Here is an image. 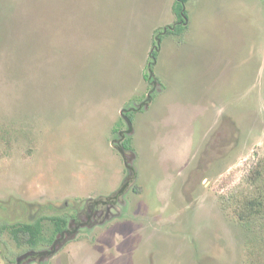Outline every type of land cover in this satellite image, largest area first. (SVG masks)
Segmentation results:
<instances>
[{
  "label": "rangeland",
  "instance_id": "obj_1",
  "mask_svg": "<svg viewBox=\"0 0 264 264\" xmlns=\"http://www.w3.org/2000/svg\"><path fill=\"white\" fill-rule=\"evenodd\" d=\"M174 3L0 0V264L29 249L5 225L53 215L74 237L42 264H264V0H187L148 82Z\"/></svg>",
  "mask_w": 264,
  "mask_h": 264
},
{
  "label": "trees",
  "instance_id": "obj_2",
  "mask_svg": "<svg viewBox=\"0 0 264 264\" xmlns=\"http://www.w3.org/2000/svg\"><path fill=\"white\" fill-rule=\"evenodd\" d=\"M186 1L187 0H175L174 11L178 15L177 22L171 26L165 27L164 31H160L156 35V40L153 44V48L150 53V56L152 58L149 65L151 74L145 75V79L148 82L157 81L154 74V66L156 65L158 53L160 51V43L163 39L162 35L171 33L182 35V33H184V31L186 30V26L188 24V16L185 8ZM126 111H128V109L123 110V115L128 121V132H130V130L132 131L133 129V118L131 112L126 113ZM122 135H124V133H122ZM122 139L123 140L120 143V150L123 153L125 149H131V147L129 146L130 136L124 135V138ZM124 186L125 184L118 190L119 193H124ZM98 201L103 202V199H98ZM256 205L259 207V209H261L263 207L262 200L255 202L251 201V203L247 202L245 208H243V210L240 212L241 219H246L248 221L253 215H255ZM259 212L260 210H258V213ZM45 219H49L53 223V228L49 235H46L44 232L45 228L43 222ZM67 225L68 219L66 216L53 215L49 217H39L34 222L15 223L9 226L5 225L3 228L7 229L18 242H27V244H29L31 247H37L39 244L42 243H52L56 234L61 232L63 229L67 228Z\"/></svg>",
  "mask_w": 264,
  "mask_h": 264
},
{
  "label": "flooded vegetation",
  "instance_id": "obj_3",
  "mask_svg": "<svg viewBox=\"0 0 264 264\" xmlns=\"http://www.w3.org/2000/svg\"><path fill=\"white\" fill-rule=\"evenodd\" d=\"M134 110H137V108ZM128 129H129V126L126 130L121 131L119 134L122 136V133L124 134L126 133L127 135V133L131 132V130L130 132H128ZM120 147H121V144H120ZM126 151L127 149H125L122 153L120 150L121 154L123 155V158L125 159L126 165L129 166L130 162L127 159L129 156L127 155ZM101 203L104 204V202H100L98 201V199L92 200L87 203L88 214L85 216V218H83L81 224L80 223L77 224L75 222L74 232H77L79 228L83 227L84 225L90 226L91 223H94V225L102 223V221H104L107 218V216L111 214V209L117 208L115 202H113L112 200H110L109 203L106 204L107 206L105 208L101 206ZM71 226H72L71 220H68L67 228L57 233L52 243H42V244H39L37 247H31L29 244H27V242H23L24 245L26 244L29 247V249L26 254L20 257H17L16 262L19 263L21 261V264H42L43 262H40V261H43L44 259L52 260L55 257L56 253L61 248V246L64 243H66L70 237H74L73 236L74 233L72 232ZM44 232H45V229H44ZM41 246L47 247V249H40Z\"/></svg>",
  "mask_w": 264,
  "mask_h": 264
},
{
  "label": "crops",
  "instance_id": "obj_4",
  "mask_svg": "<svg viewBox=\"0 0 264 264\" xmlns=\"http://www.w3.org/2000/svg\"><path fill=\"white\" fill-rule=\"evenodd\" d=\"M187 29H188V26H187ZM187 29H186V30H187Z\"/></svg>",
  "mask_w": 264,
  "mask_h": 264
}]
</instances>
